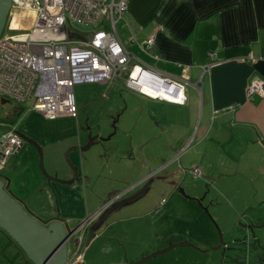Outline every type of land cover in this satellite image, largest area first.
<instances>
[{"label":"rangeland","instance_id":"rangeland-1","mask_svg":"<svg viewBox=\"0 0 264 264\" xmlns=\"http://www.w3.org/2000/svg\"><path fill=\"white\" fill-rule=\"evenodd\" d=\"M20 32L25 31L8 30L4 23L0 37ZM72 91L74 116L46 119L29 110L27 101L14 124L40 148L46 174L59 181L46 179L38 152L29 144L8 159L0 175L41 221L57 219L74 228L98 208L110 210L84 248L81 264H264V162L246 157L244 148L212 150L210 143L204 144L201 161L203 144L199 148L195 135L199 114H189V106L184 110L189 114L185 133H190V147L175 154L184 157L153 172L149 181L133 185L127 159L140 158V136L129 127L139 114L156 124L149 111L163 109H155L120 81L76 83ZM16 107L0 95V118ZM150 133L160 142L173 136L171 130L162 136L160 127ZM91 138L98 139L84 149ZM151 141L138 148L145 149ZM24 149L33 153L32 168ZM82 166L89 180L83 178ZM192 167L201 175L193 177ZM73 168L76 178L69 183ZM0 264L33 263L0 237Z\"/></svg>","mask_w":264,"mask_h":264},{"label":"crops","instance_id":"crops-1","mask_svg":"<svg viewBox=\"0 0 264 264\" xmlns=\"http://www.w3.org/2000/svg\"><path fill=\"white\" fill-rule=\"evenodd\" d=\"M117 35L127 50L166 76L177 77L181 65L189 67L186 104L140 95L155 109L159 106L163 110L149 111L156 124L139 114V119L129 127L131 134L137 131L140 136L139 145L144 146L149 138L155 141L145 149L137 146L139 159H127L132 164L128 172L133 185L149 181L153 172L184 157L177 159L175 154L190 147V133H185L189 129L185 123L189 112L199 114L195 135L201 142L199 148L203 144L199 152L201 161L205 145L210 143L212 150L244 148L246 157L258 160L260 165L264 162V97L255 95L248 100L245 95L252 78L264 79V0H128L125 16L117 23ZM150 37L160 57L157 61L144 56L139 48ZM209 52L215 53L217 63L204 70ZM189 106L187 113L184 109ZM159 127L162 136L170 130L173 136L160 142L157 135L150 133ZM150 145H155L157 151H152L154 147ZM27 157L32 168L33 153L28 151ZM81 174L89 180L85 167ZM6 182L9 186V180ZM0 237L27 257L1 228Z\"/></svg>","mask_w":264,"mask_h":264},{"label":"built area","instance_id":"built-area-1","mask_svg":"<svg viewBox=\"0 0 264 264\" xmlns=\"http://www.w3.org/2000/svg\"><path fill=\"white\" fill-rule=\"evenodd\" d=\"M127 6L128 0H10L5 19L8 30L25 32L0 37V95L19 107L29 101V110L50 120L75 115L72 88L84 82L109 85L120 81L146 98L186 104L188 66L181 65L177 77L166 76L119 40L117 23ZM139 48L150 60L160 59L153 38L145 39ZM216 59L209 52L204 70L216 64ZM245 95L248 100L264 97V79L252 78ZM0 145L2 168L23 149L24 142L13 126L2 132ZM189 171L195 178L201 175L196 167ZM102 212L98 208L73 230L66 264H81L82 252L93 239L88 227Z\"/></svg>","mask_w":264,"mask_h":264},{"label":"water","instance_id":"water-1","mask_svg":"<svg viewBox=\"0 0 264 264\" xmlns=\"http://www.w3.org/2000/svg\"><path fill=\"white\" fill-rule=\"evenodd\" d=\"M10 5V0H0V30L4 25V19ZM21 107L14 110L7 117L0 118V130H10L15 124ZM24 144L34 146L39 156V168L48 181H59L46 174L42 163V152L38 145L26 135L16 131ZM98 138H91L84 149ZM99 139L102 140L101 137ZM76 178V170L73 168V178ZM110 210L103 213L92 226L90 239L94 238L95 230L104 222ZM0 228L13 238L25 252L28 260L33 264H66V241L71 238L72 228H68L61 220L49 219L41 221L29 212L25 204L9 191L2 188L0 180Z\"/></svg>","mask_w":264,"mask_h":264},{"label":"flooded vegetation","instance_id":"flooded-vegetation-1","mask_svg":"<svg viewBox=\"0 0 264 264\" xmlns=\"http://www.w3.org/2000/svg\"><path fill=\"white\" fill-rule=\"evenodd\" d=\"M7 14V13H6ZM5 19H6V16H5ZM5 19H4V23H5ZM17 108H19V106H17ZM12 115V114H11ZM10 115V116H11ZM14 126V125H13ZM25 144H28V143H25ZM30 145V144H29ZM0 180L2 181V187L3 188H5V190L6 191H10L9 190V188H7V182L5 181V177H3V176H1L0 175ZM11 192V194L14 196V194L12 193V191H10ZM122 193H120V194H118V196L119 195H121ZM14 198H17V197H15L14 196ZM114 209V208H113ZM103 214V212L101 213V215ZM100 215V216H101ZM100 216L95 220V221H93V222H91L90 223V225H89V227H88V229L90 230V232H91V230H92V226L97 222V220L100 218ZM107 217V216H106ZM81 222V221H80ZM80 222L74 227V228H72L73 230H75L76 228H77V226L80 224ZM73 232V231H72ZM73 237H72V235H71V238L70 239H67V241H66V248H67V254H66V258L68 259L69 258V256H70V253H69V249H68V246H69V244L71 243V244H73Z\"/></svg>","mask_w":264,"mask_h":264},{"label":"bare ground","instance_id":"bare-ground-1","mask_svg":"<svg viewBox=\"0 0 264 264\" xmlns=\"http://www.w3.org/2000/svg\"><path fill=\"white\" fill-rule=\"evenodd\" d=\"M162 94H163L164 96H166V97H170V96H171L170 94H168V93H166V92H162Z\"/></svg>","mask_w":264,"mask_h":264}]
</instances>
